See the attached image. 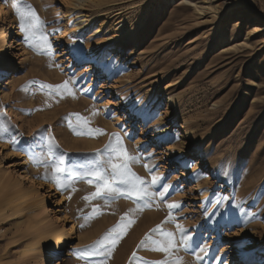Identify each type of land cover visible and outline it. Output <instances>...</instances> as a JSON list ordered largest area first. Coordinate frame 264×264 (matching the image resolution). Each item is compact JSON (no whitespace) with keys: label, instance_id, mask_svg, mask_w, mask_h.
I'll use <instances>...</instances> for the list:
<instances>
[{"label":"rangeland","instance_id":"374dc122","mask_svg":"<svg viewBox=\"0 0 264 264\" xmlns=\"http://www.w3.org/2000/svg\"><path fill=\"white\" fill-rule=\"evenodd\" d=\"M187 1L0 0L17 62L0 78V264H45L39 248L29 250L36 198L10 186L12 178L31 187L25 170L55 225L73 228L62 264H243L240 253L264 264V0ZM17 5L31 6L39 31L21 29ZM65 13L83 22L80 33ZM87 39L107 40L96 59ZM114 133L137 158L131 170L163 197L138 200L117 184L80 202L97 190L84 173L105 166ZM118 224L113 247L104 237ZM168 232L167 252L141 245Z\"/></svg>","mask_w":264,"mask_h":264},{"label":"bare ground","instance_id":"6f19581e","mask_svg":"<svg viewBox=\"0 0 264 264\" xmlns=\"http://www.w3.org/2000/svg\"><path fill=\"white\" fill-rule=\"evenodd\" d=\"M187 2H189L190 3L189 5L191 6L194 0H188ZM189 5H186V6H189ZM4 13H5L4 4L1 3L0 4V19H1V24H0V78L3 77L5 74H7V72H9L10 69L17 67V62L15 61V59L10 58V55H12V53L9 54L10 49H13V45H12V42H10V40L8 39L9 35L7 32V26L3 21ZM64 17L67 19L68 23L70 24V30H72L73 33L78 34L82 31L83 22L76 23L72 21L66 13L64 14ZM96 43L95 41L92 42L87 39L86 44H85L87 52L94 55V59H96L99 56L102 48L106 46L107 40H101L99 43L97 44ZM71 47L73 46L71 45ZM78 48L79 47H77V49ZM69 52L74 60L79 59V54L77 53V50L75 49V47L72 48V50H70ZM92 67L93 66H91V68ZM14 78L15 76L13 74V77L11 78V81L9 83L13 82ZM174 100H175L174 96L169 97V101L171 103H173ZM164 132H166L165 129H164ZM191 132H192L191 130L185 127L183 128V133L185 136H190ZM3 148H5V146L0 142V152L2 151ZM14 166L15 164H9V167H14ZM9 171H10V168L6 169V172H9ZM22 173H23V178L28 179L29 183L32 184L31 187L24 189V186H20L19 188H17L15 185V183H17V179L13 180L12 178H10V186L14 188L16 194L24 197L25 200L28 199L27 197H29L30 195L34 196L36 198L34 207H37L39 210V212L35 214L32 219H29L30 224L33 225L32 228L36 229L35 231L33 230V232L35 233L34 247L29 250L34 251V249L39 248L43 255V258H44L43 260L45 261V264L51 263L53 260L58 261L55 264H62L61 260L65 253V248L71 239L73 228L68 229L67 227L63 225H57V226L55 225V223L58 221L59 218L56 217L54 219L52 218L51 220L50 215H49V210H48L49 207H46L48 196L40 192L41 185L39 184V182L34 180V178L30 176L26 170L23 171ZM18 183H21V182L18 180ZM22 197H19V198H22ZM85 197L87 196L86 195L83 196L82 200L80 201L81 203H88ZM0 217H1V213H0ZM53 224L56 227H54ZM247 255L248 254L246 253H240L237 256H239L238 259L241 260L243 264H255L254 257L247 256Z\"/></svg>","mask_w":264,"mask_h":264},{"label":"snow or ice","instance_id":"6c2138e0","mask_svg":"<svg viewBox=\"0 0 264 264\" xmlns=\"http://www.w3.org/2000/svg\"><path fill=\"white\" fill-rule=\"evenodd\" d=\"M29 9V12L23 11L19 5L16 6L15 13L20 18V27L21 29H24L27 32L31 30L32 33H35L36 31H39V29L36 27L35 24H33V20L37 22V24H41L42 22L39 21V17L36 16L34 10L31 9V6H26ZM27 20V25L25 21ZM42 39L47 42V37L42 36ZM48 48H51V45L48 44ZM69 81H65L62 86H55L57 88L63 87L65 89L68 88ZM42 87H48L52 88L54 86L52 85H42ZM3 131V126L0 124V133ZM96 131H102V130H96ZM113 138L115 140L116 146L113 147L112 143L106 146V151L110 150L109 156L107 158V162L104 167H100V161H95L92 166V170L84 173L88 176H95L99 183L97 184V190L96 192L91 194V197H85V199L89 198H97L105 196L115 190V185H122L123 187L119 188V192L121 195L127 194L129 197L135 196L138 200L145 199L149 196L159 195L161 197L164 196V192L159 193H152L148 191L147 185L145 183L144 178L140 177L138 174L134 173L131 170L130 162L136 160V157H132L127 154L126 150L123 149L122 140L119 136V134L114 133ZM99 151V150H98ZM34 162L41 163V161L36 160L34 158ZM63 164V160L54 161L53 167L55 169L56 173H63L64 168L60 167V165ZM110 169V170H109ZM44 179H48L49 177L45 175L43 177ZM52 179L57 183L58 187L60 189H63L64 184L61 181L60 177L58 175H54ZM152 184L157 183V177H152ZM168 207L175 208L178 207L176 204H169ZM95 211V210H94ZM123 219V218H122ZM125 226L118 224L116 227H114L112 230H110L109 234H107L104 237V240L109 241L112 246L114 247L119 236H120V230H122ZM160 226H157V229H153V232L157 231ZM179 227V225H177ZM186 230L182 229V234ZM115 233V235H113ZM167 241H160V240H153L151 236H146L144 241H141V245H144L146 242H151L152 244L157 245V247L154 250L158 251H165L167 252L169 248L172 246V236L173 233L168 232L166 234ZM185 242L187 239H191V237H184ZM101 247L103 246V241L97 242ZM201 251H204L202 248ZM106 255H111V250L109 249L106 253H102ZM136 256V253H133V257ZM155 264H161V262H155Z\"/></svg>","mask_w":264,"mask_h":264}]
</instances>
